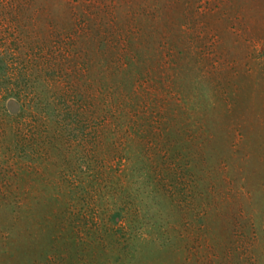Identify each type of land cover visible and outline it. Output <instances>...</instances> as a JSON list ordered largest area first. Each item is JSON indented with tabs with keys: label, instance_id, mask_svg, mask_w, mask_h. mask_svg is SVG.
<instances>
[{
	"label": "rangeland",
	"instance_id": "1",
	"mask_svg": "<svg viewBox=\"0 0 264 264\" xmlns=\"http://www.w3.org/2000/svg\"><path fill=\"white\" fill-rule=\"evenodd\" d=\"M0 264H264V0H0Z\"/></svg>",
	"mask_w": 264,
	"mask_h": 264
}]
</instances>
